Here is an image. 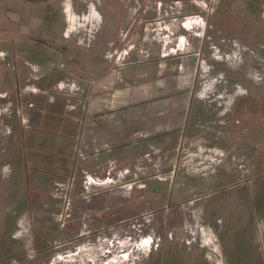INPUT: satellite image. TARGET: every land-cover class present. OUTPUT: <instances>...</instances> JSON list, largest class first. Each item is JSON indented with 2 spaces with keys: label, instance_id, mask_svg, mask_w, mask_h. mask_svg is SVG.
<instances>
[{
  "label": "rangeland",
  "instance_id": "rangeland-1",
  "mask_svg": "<svg viewBox=\"0 0 264 264\" xmlns=\"http://www.w3.org/2000/svg\"><path fill=\"white\" fill-rule=\"evenodd\" d=\"M139 49L180 61L186 129L129 163L80 169L77 152L43 173L37 157L62 158L39 133H61L48 103L77 107ZM73 62L93 78L65 79ZM0 264H264V0H0Z\"/></svg>",
  "mask_w": 264,
  "mask_h": 264
},
{
  "label": "crops",
  "instance_id": "crops-1",
  "mask_svg": "<svg viewBox=\"0 0 264 264\" xmlns=\"http://www.w3.org/2000/svg\"><path fill=\"white\" fill-rule=\"evenodd\" d=\"M131 41L135 40L131 39ZM134 44H130V47ZM128 53L129 62L116 66L118 68L111 77L112 79L110 78L111 72L101 74L105 80L98 83L95 89L92 87V91L89 92L91 96L80 100L79 108H77L78 106L69 107L66 103L68 100L62 103L61 112L50 108L49 111L55 113L51 115L59 119L58 130H61V133L54 129L39 133L47 135L52 147L56 144L53 147L55 151L46 153L61 154L62 158L61 161L52 160L46 163L43 158L37 157L45 163L41 169L43 173L48 175L55 170L63 174L67 173L70 161H73L70 155L77 152L82 155V161L76 162L80 169L96 170L113 160L129 163L142 153L149 151L150 147L162 148L165 143L164 136L167 133L175 135L186 129L190 113L193 106H196L197 99L193 96L184 97L177 91L181 84L179 80L180 61L177 59L165 60L162 59L165 57L163 53L158 55L156 52L142 49ZM92 60L95 61L96 57L92 56ZM73 64L76 68L75 72L65 70L61 73L65 79L75 76L78 82L93 78L85 76L86 79H84L77 70L78 63L73 62ZM166 71H170L169 74L175 71L177 73L175 80L171 78L170 82L169 80L164 81ZM128 76L131 77L128 78ZM129 81L131 82L129 86H132V81L136 82V88L131 91L128 89L127 93L114 89L117 91L111 98L100 96L102 89L119 83L126 85ZM166 89H168L167 92H165ZM51 104L52 102L48 103V106H52ZM39 149L34 146V151H39ZM57 149L60 153L56 152ZM42 151L44 152V150ZM57 163L59 165H56ZM24 176L29 175L24 173ZM104 179L110 178L102 180ZM26 199L29 201V197ZM32 200L34 201V199ZM16 227V233L22 236L25 233L28 235L27 240L24 237L25 248H30V244L36 249L47 247L42 246L43 248H41L34 245L29 230L22 227L19 220ZM70 228L71 224L61 230L60 234H62L63 240L69 238ZM31 239L32 242H30Z\"/></svg>",
  "mask_w": 264,
  "mask_h": 264
},
{
  "label": "bare ground",
  "instance_id": "bare-ground-1",
  "mask_svg": "<svg viewBox=\"0 0 264 264\" xmlns=\"http://www.w3.org/2000/svg\"><path fill=\"white\" fill-rule=\"evenodd\" d=\"M201 26V28H204L205 22L202 21L199 17L197 16H190L188 18L185 19L184 23H183V27L186 30H193V27L196 26V24H198ZM198 35V34H197ZM178 44L180 47V50L183 49L186 45V39L184 38V36H179L178 38ZM178 50V49H177Z\"/></svg>",
  "mask_w": 264,
  "mask_h": 264
},
{
  "label": "trees",
  "instance_id": "trees-1",
  "mask_svg": "<svg viewBox=\"0 0 264 264\" xmlns=\"http://www.w3.org/2000/svg\"><path fill=\"white\" fill-rule=\"evenodd\" d=\"M45 108H46V110H48L50 108L52 109L53 107L52 106H46Z\"/></svg>",
  "mask_w": 264,
  "mask_h": 264
},
{
  "label": "built area",
  "instance_id": "built-area-1",
  "mask_svg": "<svg viewBox=\"0 0 264 264\" xmlns=\"http://www.w3.org/2000/svg\"><path fill=\"white\" fill-rule=\"evenodd\" d=\"M149 246H150V245H148V247H149ZM156 246H158V245H156ZM146 247H147V246H146ZM148 247H147V248H148Z\"/></svg>",
  "mask_w": 264,
  "mask_h": 264
}]
</instances>
